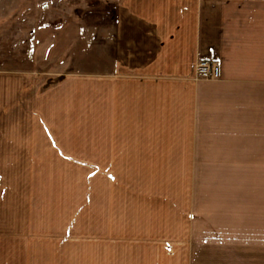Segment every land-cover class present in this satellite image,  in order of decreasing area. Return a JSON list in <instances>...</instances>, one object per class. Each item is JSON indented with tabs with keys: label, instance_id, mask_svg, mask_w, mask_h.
<instances>
[{
	"label": "rangeland",
	"instance_id": "obj_1",
	"mask_svg": "<svg viewBox=\"0 0 264 264\" xmlns=\"http://www.w3.org/2000/svg\"><path fill=\"white\" fill-rule=\"evenodd\" d=\"M118 1L0 0V95L4 80L26 84L31 75L51 107L57 78L103 73ZM261 25L258 7L237 25L228 86L194 78L206 83L201 102L175 126L186 134L156 140L170 149L164 159H107L103 134L75 136L81 151L28 159L10 151L17 160L7 181L14 191L0 198V264H264ZM43 113L44 142L68 143L59 120Z\"/></svg>",
	"mask_w": 264,
	"mask_h": 264
},
{
	"label": "crops",
	"instance_id": "obj_2",
	"mask_svg": "<svg viewBox=\"0 0 264 264\" xmlns=\"http://www.w3.org/2000/svg\"><path fill=\"white\" fill-rule=\"evenodd\" d=\"M254 7L260 8L264 39V0H119L113 61L103 73L57 78V85L48 87L55 94L46 100L51 107L43 106L44 92L32 86L31 75L26 84L4 80L0 95V121L5 116V125H0L4 168L0 170V198L14 191L7 181L17 157L10 151L23 152L26 159L28 152L81 151L75 144L81 137L103 134L107 159H164L160 152L169 148L156 140L186 134L174 130L175 126L192 117L190 113L201 102L206 83L194 79V64L199 60L218 62L219 77L207 85L228 86L232 39L237 25L248 22ZM11 110L19 112V117H8ZM44 110L47 114L51 111L52 120H59L68 143L44 142ZM30 119H35V129L27 127ZM75 136L79 138L73 143ZM84 140L83 150H88L90 143ZM3 151L10 153L3 157Z\"/></svg>",
	"mask_w": 264,
	"mask_h": 264
},
{
	"label": "built area",
	"instance_id": "obj_3",
	"mask_svg": "<svg viewBox=\"0 0 264 264\" xmlns=\"http://www.w3.org/2000/svg\"><path fill=\"white\" fill-rule=\"evenodd\" d=\"M219 64L214 60H199L193 66V76L195 79L214 80L219 77Z\"/></svg>",
	"mask_w": 264,
	"mask_h": 264
}]
</instances>
